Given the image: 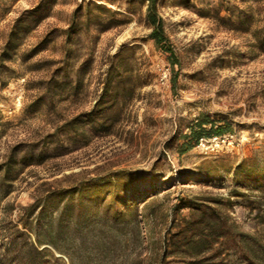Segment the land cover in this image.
Instances as JSON below:
<instances>
[{"label":"rangeland","instance_id":"obj_1","mask_svg":"<svg viewBox=\"0 0 264 264\" xmlns=\"http://www.w3.org/2000/svg\"><path fill=\"white\" fill-rule=\"evenodd\" d=\"M158 12L163 48L146 0H0V264H71L33 245L89 182L92 205L148 203L154 232L66 245L75 264H264V0ZM206 117L231 131L182 153Z\"/></svg>","mask_w":264,"mask_h":264},{"label":"trees","instance_id":"obj_2","mask_svg":"<svg viewBox=\"0 0 264 264\" xmlns=\"http://www.w3.org/2000/svg\"><path fill=\"white\" fill-rule=\"evenodd\" d=\"M146 1L148 2V21L153 26L151 37L159 47L163 48L169 44V38L163 27V18L158 12V0ZM230 131V126L224 120H215L211 117L197 120L190 127L188 141L183 145L181 151L186 153L198 146L201 139L223 136ZM90 185L89 182L77 187L76 192H69V197L63 206L59 207L56 214L52 215L44 224L43 238H38V245H33L35 253L45 254L62 261V257L56 255L58 252L66 255L71 264H75L74 256L66 245L69 246L81 240V245L93 244L105 249L110 248L116 239L108 238L106 229L124 234V230L131 228L132 234L137 236V244L144 248L146 242L144 231L154 232L150 217L155 210L148 203L142 209L139 202H132V199L121 200L115 194H109V201H107V197L101 203L97 202L98 204L92 205L91 198L87 193V187ZM131 195L134 196L135 193ZM122 206H124V210ZM184 219L187 222V218ZM174 237L178 239L173 242L174 246L176 249L182 250L188 245V228H182ZM44 244L50 245L52 249L50 247L42 248ZM165 244L166 251L169 247L168 238H165ZM108 250L110 252L111 249ZM137 254L133 264H147L148 260L151 262L154 260V256L146 258L142 252Z\"/></svg>","mask_w":264,"mask_h":264}]
</instances>
